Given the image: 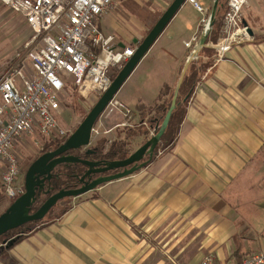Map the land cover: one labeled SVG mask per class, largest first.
I'll return each mask as SVG.
<instances>
[{
	"label": "crops",
	"instance_id": "crops-1",
	"mask_svg": "<svg viewBox=\"0 0 264 264\" xmlns=\"http://www.w3.org/2000/svg\"><path fill=\"white\" fill-rule=\"evenodd\" d=\"M255 7L250 17L242 12L253 39L219 60L211 45L219 39L213 26L207 43L201 33L198 49L185 45L199 35L201 17L193 3L182 5L140 61L155 53L160 81L150 89L142 85L147 77L142 72L132 83L140 115L143 106L158 102L163 86L176 90L186 69L201 63V79L173 147L137 172L74 198L61 216L25 233L14 247L17 264H201L209 252L225 262L264 248L262 212L246 198L264 166V0ZM8 10L0 3V13ZM113 11L101 18L103 30L117 34L119 43L126 38L133 44L136 34L123 32ZM18 16H13L17 24L31 30ZM11 50L9 44L0 46V77L25 55V50L10 55ZM193 52L197 62L189 60ZM139 64L117 93L126 105L132 93L125 87ZM122 117V110L105 112L97 123L109 133L124 127ZM126 136L103 134L96 142L106 140L107 150Z\"/></svg>",
	"mask_w": 264,
	"mask_h": 264
},
{
	"label": "built area",
	"instance_id": "built-area-1",
	"mask_svg": "<svg viewBox=\"0 0 264 264\" xmlns=\"http://www.w3.org/2000/svg\"><path fill=\"white\" fill-rule=\"evenodd\" d=\"M116 1L0 0L22 16L32 30V36L23 45L25 55L0 77V187L10 200L18 198L26 189L20 181L17 141L36 133L65 136L61 101L68 89L75 88L82 96L102 95L134 55L137 46L121 47L117 35L100 26L101 18L111 11ZM187 1L201 13V28L199 35L184 43L198 49L200 34H207L212 28L211 15H206V9L197 0ZM247 2H227L219 39L211 44L219 60L234 45L253 39L242 14ZM197 55L191 53L189 60H196ZM116 110H122L125 116L131 112L124 102L113 99L103 113ZM92 134H100L96 126ZM201 264H264V248L225 262L216 253L209 252Z\"/></svg>",
	"mask_w": 264,
	"mask_h": 264
},
{
	"label": "rangeland",
	"instance_id": "rangeland-1",
	"mask_svg": "<svg viewBox=\"0 0 264 264\" xmlns=\"http://www.w3.org/2000/svg\"><path fill=\"white\" fill-rule=\"evenodd\" d=\"M172 1L173 0H117L112 8V10L115 11V13L113 11L114 13L113 16L115 19L114 21L115 22L117 21V23L119 22L122 26H124L122 28L123 32L135 33L137 38L142 40L148 34L149 30L151 29L157 18H159L163 14V12L166 11L167 7ZM227 1L228 0H218L217 15L219 16V20L220 18L221 19L223 18V13L225 11ZM249 1L252 7L249 8V6L246 7L245 5V7H243L242 10L245 17L248 16L250 17V15L254 12L256 8L255 6H257L258 2L260 3V0H249ZM197 2H199L206 9V13H207L206 15H209L215 6L216 0H197ZM8 12H9L8 14L0 13V46L3 45L8 47L9 44V47L12 48L10 55L12 54L16 55V53L22 55L24 53L23 41L25 39L26 41L29 40V38L32 36V32L30 29L24 27L22 24L20 25L17 24L18 21L13 19V16H15L16 13L14 14L12 10H8ZM116 14H118L119 16ZM16 15L18 16L19 14ZM198 15L201 17L200 13ZM18 17L24 19L22 16L20 17V15ZM100 26L102 29H105L102 23H100ZM212 35L215 36V33L212 32ZM122 42H124L126 45H131L129 40H127L126 38H122ZM132 45L136 47L138 44H135L133 42ZM145 57H147V55ZM195 61L197 62L198 59H196ZM158 64H159V60L158 58L155 59V53L149 54L148 59L145 60L143 63L139 64L138 67L140 68V70L137 73H135V75H133L132 80L128 82L129 85H126L125 87V90H127V88L130 86L132 94L130 98L126 100L131 112H129V115H127L126 117H122L123 121H125L124 127H119L120 129H115L114 131L108 133L105 131L106 129L104 127L105 125L101 123L100 124L97 123L100 120L99 118L95 126L98 124V126L96 127H98L97 129L100 131L101 134L99 136L97 134H93L91 145L95 144L96 140L99 137L103 136V134H112V136H116V134H129L130 132L138 133L137 131L140 130L143 131V127L145 128L150 127L147 124L140 126L141 123L140 117L141 116L144 117V115L146 116L148 115L146 109L142 113H140V115L138 114L135 115V112H138V106H137L138 99L136 98V87L133 90L132 83L134 82V80L136 79L138 80L141 73L143 72V75L146 74L147 77L142 85L144 86L146 85V87L152 89L151 84L153 82H155L154 85L157 84L161 78L159 77V73H157L158 70H160ZM7 65L8 64H6L5 66V70L7 68ZM172 89L175 90V88ZM100 95L101 94L93 93L89 96H82L77 92V90H75V88L68 89L65 98L63 99V101H61L64 108V113L61 118V123L64 129L67 130V134H65V136L51 135L50 137L37 133L27 134L22 140L17 141L16 150L18 153V157H20L19 168H20L21 182L25 183V176L27 170L29 166L32 164V162L38 158V156H40L44 152L56 148V143H52L54 140L61 139L63 137L67 139L75 131V129L79 126V124L82 122L85 116L89 113L90 109L96 103ZM114 99L117 101H121L117 96V94L114 97ZM147 101L149 102V100ZM150 101H151L150 103L153 102V100ZM153 132H154V128L153 129L149 128V136L147 137V139L150 137L151 134H153ZM141 140L142 139L140 138L133 137L132 142H130L129 144V148L131 149V152L136 150L140 145L144 143ZM159 152H162L161 154H164L166 152V149H163L161 147ZM259 169H260L259 173L251 182V186L254 189H251L248 192L246 198L250 199L251 203L255 204V207L262 212V216H260L259 219L260 221L262 220V223H264V166L260 167ZM0 186H1V172H0ZM1 190L2 188L0 187V213L4 212L10 205L9 198L5 197L2 194L3 190L2 192ZM1 194L3 195L2 197ZM77 197H73L70 200V203L68 204H73L74 198ZM68 201L69 200L59 204L56 207V210L52 214L46 217L45 222L53 220L57 215V213L61 210V208L66 206ZM34 225L31 226L35 228L36 226ZM14 247L15 245L10 247L9 249L5 248L0 252V264H17L16 257L14 256Z\"/></svg>",
	"mask_w": 264,
	"mask_h": 264
},
{
	"label": "water",
	"instance_id": "water-1",
	"mask_svg": "<svg viewBox=\"0 0 264 264\" xmlns=\"http://www.w3.org/2000/svg\"><path fill=\"white\" fill-rule=\"evenodd\" d=\"M186 1L187 0H173L170 2L166 11L163 12L144 39L142 41L138 38L134 39L133 42L138 44L134 55L120 69L111 85L100 95L75 131L58 147L44 152L32 162L25 176V193L16 198L4 212L0 213V237L13 229L26 225V223L43 219L47 213L51 211L50 209L65 197L81 196L89 191L95 190L105 183L129 176L151 162L155 156V150L169 125L173 110L176 108L180 85L174 92L170 108L162 123H157L154 127L153 134L126 158L91 160L82 158L69 151L73 149L78 150L91 145L93 136L92 131L96 122L143 59L142 57L147 54L153 46V43L156 42ZM217 6L218 0H216L212 14H210L211 26L213 25L212 21L217 13ZM245 24L248 25L246 22ZM249 32L253 34L251 29H249ZM207 34H205L202 44L205 43ZM119 45L121 47L125 46L124 43H120ZM145 155H148V159L140 162ZM65 163H82L87 166L88 169L80 177L82 185L76 188H63L52 193V195L40 205L39 209L32 212L31 208L36 202L37 190H42L45 184H47L46 182L52 179L54 169ZM130 165L132 166L130 167ZM116 169L121 170L103 174ZM94 174L102 175L92 179ZM45 192L48 194L50 189L45 190ZM13 240L14 238H11L10 240L8 239L0 243V249L5 246L9 248L13 244Z\"/></svg>",
	"mask_w": 264,
	"mask_h": 264
},
{
	"label": "trees",
	"instance_id": "trees-1",
	"mask_svg": "<svg viewBox=\"0 0 264 264\" xmlns=\"http://www.w3.org/2000/svg\"><path fill=\"white\" fill-rule=\"evenodd\" d=\"M226 9H227V3H226L225 11H226ZM225 11L223 13V17H224ZM159 18H157V20ZM157 20L155 21V23L157 22ZM155 23L153 24V26L155 25ZM212 23H213L212 32L215 33V37H218V35L220 36V32L222 30L221 27L223 26V18L222 19L220 18V20H219V16L216 13ZM153 26L151 27V29L153 28ZM262 39H264V36L262 37ZM142 40H140V41H142ZM207 41H208V39L206 40L205 43H207ZM200 66H201V63L199 62L197 64H191L188 67V69H186L187 71H186V73L183 77V80L181 82L182 84H180L176 108L173 110L169 125H168L164 135L162 136L160 143L158 144V146L155 150V156L159 153V150L161 147L163 149H166V151L169 148L171 149L173 147L176 139L178 138L177 136H178L181 124H182L184 117L186 115L187 102H188L189 98L191 97L192 93L194 92L195 87L198 84L197 82H199L201 79L202 71H200ZM174 92H175V90H173L169 86H166V85L163 86L162 89L160 90L159 96L157 97L158 102L154 106H150L148 108L145 106L142 107V112L146 109L147 110L146 112H148L147 113L148 115L147 116L144 115V117H142L140 126L147 124L150 126V127L148 126L149 128H154L157 125V123L161 124L166 113H167V111H168V109L170 108V104H171V100L173 98ZM144 122H146V123H144ZM149 128L143 127V131H141V130L137 131L138 133L130 132L129 134H127V136L124 139H119V140L113 141L107 150H105L107 141L102 139V140H98L95 144H92L88 147L80 148L78 150L73 149V150H70L69 152L76 154L82 158H87V159H91V160L123 159L132 153L131 149L129 148V144H130V142H132L133 137L138 136V135H143L145 137V139H147V137L149 136ZM65 140H66L65 137H63L61 139L54 140L52 143H56V147H58ZM87 169H88L87 166L82 164V163H65V164H62L60 167L54 169L52 179L50 181L46 182L47 184H45V187L42 190H37L36 202L32 206L31 211L34 212L37 209H39L40 205L50 195H52V193H54L60 189H63V188L79 187L81 184L80 177L84 174V172ZM48 189H50V192L48 194H46L45 190H48ZM1 192H2V190H1ZM2 194L5 197H7L4 193H2ZM2 194H1V197L3 196ZM72 198L73 197H65V198L61 199L60 201H58L50 209L51 211H49L43 219L26 223V225H22L16 229L9 231L7 233V235H2L3 237L1 236L0 243H2L5 240L10 239V238H5V237H7V236L10 237L12 235H15L13 237L14 242L10 247L18 244L22 239H24L25 233L31 232L34 229L31 225L36 224L34 226H37L41 223H44L46 217L48 215L52 214L56 210V207L59 204L69 200L67 202V204H68V203H70V200ZM13 201L14 200L9 199L10 204ZM67 204H66V206L61 208V210L57 213L55 218L61 216L63 213H65L67 210H69V208H71L72 204H68V205ZM5 248H6V246L4 248H1L0 252Z\"/></svg>",
	"mask_w": 264,
	"mask_h": 264
},
{
	"label": "flooded vegetation",
	"instance_id": "flooded-vegetation-1",
	"mask_svg": "<svg viewBox=\"0 0 264 264\" xmlns=\"http://www.w3.org/2000/svg\"><path fill=\"white\" fill-rule=\"evenodd\" d=\"M148 159V155H145V157L140 161V162H142V161H144V160H147ZM132 165H130V167H131ZM119 170H121V169H116V170H114V171H109V172H105V173H103V174H109V173H113V172H116V171H119ZM100 175H102V174H94L93 176H92V179L93 178H95V177H97V176H100ZM80 185H82V183L80 184ZM5 235H7V234H5ZM15 235H12V236H10V237H5V238H13Z\"/></svg>",
	"mask_w": 264,
	"mask_h": 264
}]
</instances>
